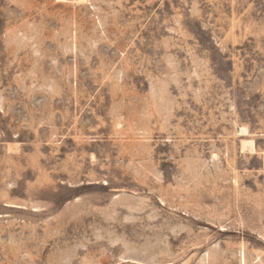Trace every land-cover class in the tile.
Wrapping results in <instances>:
<instances>
[{
	"label": "rangeland",
	"instance_id": "rangeland-1",
	"mask_svg": "<svg viewBox=\"0 0 264 264\" xmlns=\"http://www.w3.org/2000/svg\"><path fill=\"white\" fill-rule=\"evenodd\" d=\"M0 264H264V0H0Z\"/></svg>",
	"mask_w": 264,
	"mask_h": 264
},
{
	"label": "bare ground",
	"instance_id": "bare-ground-1",
	"mask_svg": "<svg viewBox=\"0 0 264 264\" xmlns=\"http://www.w3.org/2000/svg\"><path fill=\"white\" fill-rule=\"evenodd\" d=\"M240 130H241V128L239 129V131H240ZM239 131H238V132H239ZM245 131H246V130H245ZM239 133H244V129L241 130V132H239ZM239 133H238V134H239Z\"/></svg>",
	"mask_w": 264,
	"mask_h": 264
}]
</instances>
